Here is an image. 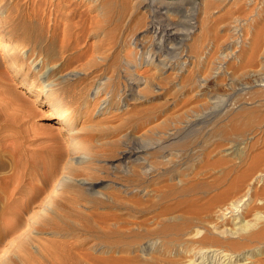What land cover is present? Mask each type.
<instances>
[{
    "label": "rangeland",
    "instance_id": "1",
    "mask_svg": "<svg viewBox=\"0 0 264 264\" xmlns=\"http://www.w3.org/2000/svg\"><path fill=\"white\" fill-rule=\"evenodd\" d=\"M31 1L1 3L0 264H264V0ZM58 64L62 129L28 99Z\"/></svg>",
    "mask_w": 264,
    "mask_h": 264
},
{
    "label": "bare ground",
    "instance_id": "2",
    "mask_svg": "<svg viewBox=\"0 0 264 264\" xmlns=\"http://www.w3.org/2000/svg\"><path fill=\"white\" fill-rule=\"evenodd\" d=\"M43 0H33L31 1L32 3V13H34V17L33 19H35V17L37 16L38 18L40 19H43L45 14L48 13V9L52 7V5L50 4V6H47V5H43L42 4ZM2 3V0H0V15L1 14H4L7 12V10H5L3 8V5L1 4ZM161 5V4H160ZM164 5V4H163ZM58 8V6H56L54 9L56 10ZM166 8V7H165ZM53 11V10H52ZM53 12H56L57 14V17H58V13L57 11H53ZM32 15V16H33ZM44 15V16H43ZM47 15V14H46ZM48 15H51L50 13ZM36 17V18H37ZM50 19V18H49ZM51 21V20H50ZM57 19L54 20V28H56V23H57ZM150 26H149V30L151 31V33L155 36V39L157 41V44H161V43H164V44H171L173 42H177L179 41L180 37L182 35H180L179 32L181 31H177L175 29L174 26H171L169 25V23H166V21L164 19H160L158 18L157 20H153V21H150ZM171 24V23H170ZM64 32V31H63ZM13 34V33H12ZM65 39V37H63ZM63 39V41H64ZM181 41V40H180ZM14 44V42H12ZM16 44H17V41H16ZM15 45V44H14ZM172 48V47H171ZM170 48V49H171ZM57 67H59V64L56 65V66H53L51 67L49 70L45 71L42 75V77L45 75L46 78H40L39 81H38V84L41 85L37 88V93L34 94L32 97H28L29 99V102L32 103V105L34 104H39V103H42L43 104V101L44 103H46V106L48 107H52L53 104H54V97L52 96V92L55 91L53 89L54 86H56L57 84H54L52 81H49V79L51 78V75L52 73L57 69ZM48 79V80H47ZM25 81V79H22L21 82L23 83ZM25 84L26 86H30V87H33L35 86L34 85V82H26L25 81ZM46 83V84H45ZM18 85V84H17ZM201 88V87H200ZM56 89V88H55ZM21 93L22 90H21ZM27 102V100H26ZM28 102V103H29ZM30 103H29V106L30 107L29 109H27V107H25V109L27 110H32L33 107L30 106ZM35 108V107H34ZM33 111V110H32ZM31 111V112H32ZM31 114V113H29ZM49 116L53 117V119L57 120L58 121V126L60 127V129L63 128V125L64 123H66V118L64 115H57V111L53 108H51L50 110V113H49ZM62 126V127H61ZM136 154V152H133L132 150H127L125 152L122 153V160H129L131 159L134 155ZM66 176V175H65ZM64 176V177H65ZM64 177H61V179L59 180L58 184L56 185V187L54 189H57L59 187V184L63 181V178ZM55 191V190H54ZM53 191V192H54ZM52 192V193H53ZM232 212V211H231ZM233 213V212H232ZM233 220L231 221V223L236 227V225L238 226V224H241V217L238 216V215H234L233 214ZM243 227H246V225H240L237 229L239 228H243ZM235 229V228H234ZM245 229V228H244ZM243 229V231H244ZM231 231V230H230ZM241 231V230H240ZM232 232V231H231ZM236 233V232H235ZM216 256V255H215ZM210 258V257H209ZM208 256H205V254H202V253H197L195 256H194V259L192 260L191 264H211V261L209 260ZM216 258V257H215ZM242 261L241 258H234V256H231L229 254H222L220 257L216 258V260L214 261V264H238ZM59 263V262H58Z\"/></svg>",
    "mask_w": 264,
    "mask_h": 264
}]
</instances>
